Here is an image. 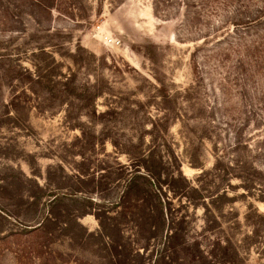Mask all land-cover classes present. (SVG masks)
Returning <instances> with one entry per match:
<instances>
[{
  "label": "rangeland",
  "instance_id": "rangeland-1",
  "mask_svg": "<svg viewBox=\"0 0 264 264\" xmlns=\"http://www.w3.org/2000/svg\"><path fill=\"white\" fill-rule=\"evenodd\" d=\"M44 1L0 0V264H264V0Z\"/></svg>",
  "mask_w": 264,
  "mask_h": 264
},
{
  "label": "trees",
  "instance_id": "trees-1",
  "mask_svg": "<svg viewBox=\"0 0 264 264\" xmlns=\"http://www.w3.org/2000/svg\"><path fill=\"white\" fill-rule=\"evenodd\" d=\"M38 2L42 7L50 8L53 3L48 4L45 3L44 0H35ZM55 2V0H52ZM162 178L161 173H155L153 170L147 169V174L145 175L144 179L146 180L144 183L139 182L136 180L135 177L130 178L126 182V187L122 195H124L123 199H130L133 195L135 196L137 201L144 202V206L148 208L146 212V220L150 225V231L153 230L155 227L162 229V230H172L174 228L175 222H178V217L174 213L171 203L168 202V199L161 194L162 188L158 186V182ZM146 186V189L144 187ZM121 195V196H122ZM98 219L100 217H97ZM156 229V228H155ZM99 235V234H97ZM106 238L111 241L106 242L104 239V244L106 245L110 254L111 258L109 259V264H133L132 260L129 258H125L126 260H122L118 258V254L116 253V247L111 239V235L109 233H105L101 231L100 238ZM176 238V234L172 233L171 235H167L166 241H170ZM170 247L166 248V253L160 255L155 261L154 264H196L200 262L201 264H208L207 259L203 256L200 249L197 250L200 252V259H196V254L193 251L192 246H188V243L184 237L176 238V244L169 245ZM176 248H182L178 251ZM171 250V251H170ZM169 251V252H168ZM130 252L125 249L123 255L129 254ZM120 255V254H119Z\"/></svg>",
  "mask_w": 264,
  "mask_h": 264
}]
</instances>
